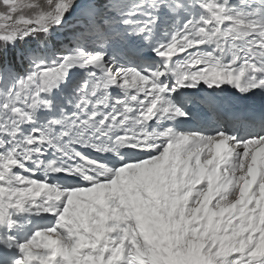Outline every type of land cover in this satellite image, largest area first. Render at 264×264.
<instances>
[{
  "label": "snow or ice",
  "instance_id": "snow-or-ice-1",
  "mask_svg": "<svg viewBox=\"0 0 264 264\" xmlns=\"http://www.w3.org/2000/svg\"><path fill=\"white\" fill-rule=\"evenodd\" d=\"M0 264H264V0H0Z\"/></svg>",
  "mask_w": 264,
  "mask_h": 264
}]
</instances>
